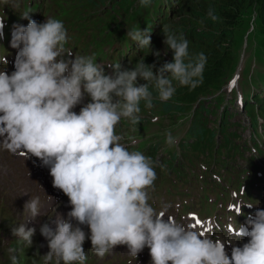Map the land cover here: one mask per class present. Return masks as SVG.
I'll return each mask as SVG.
<instances>
[{"label":"clouds","instance_id":"9594fccd","mask_svg":"<svg viewBox=\"0 0 264 264\" xmlns=\"http://www.w3.org/2000/svg\"><path fill=\"white\" fill-rule=\"evenodd\" d=\"M150 3L140 0L141 7ZM29 12L22 13V19L29 21L27 26L14 25L12 32L11 47L18 49L15 70L10 75L0 70V147L27 159L38 158L49 168L53 187L69 199L67 219L56 214L54 228L46 223L40 229L50 249L41 257L43 264H85L86 238L99 258L123 245L132 257L147 247L151 264H264V209L248 216L247 226L229 227L238 240L248 237L242 247L209 238L191 224L178 222L167 215V205L157 209L150 203L159 162L140 150H130L116 131L122 119L132 125L140 122L141 102L151 109L154 99L170 100L176 91L173 81L196 88L206 56L199 53L190 58L184 34L164 25V43L174 54L173 62L164 63L158 74L153 71L155 65H147L143 58L131 69H122L118 62L108 64L114 74L106 75L94 53L71 58L61 20L46 18L38 23ZM207 15L213 21L218 19L212 9ZM150 33L149 28L134 29L127 37L140 49H151ZM155 55L159 57L160 52ZM3 62L7 64L6 57ZM85 94L90 102L79 113L73 111L83 103ZM176 142L168 131L166 143ZM135 143L132 139L131 144ZM245 206L254 205L235 206L237 216ZM23 215L30 218L14 226L12 234L32 246L36 230L27 223L40 215L39 197L25 203ZM79 225L90 229V237ZM226 245L231 246V256ZM10 252L11 264H21L17 249Z\"/></svg>","mask_w":264,"mask_h":264},{"label":"rangeland","instance_id":"374dc122","mask_svg":"<svg viewBox=\"0 0 264 264\" xmlns=\"http://www.w3.org/2000/svg\"><path fill=\"white\" fill-rule=\"evenodd\" d=\"M21 1V0H0V13L5 12L7 15L10 13V9L12 13L19 12L15 8L17 6H11L14 2ZM64 4L67 6L74 5V4H84L88 2H94L96 8H99V4L103 2H108V0H63ZM139 0H136L135 3H138ZM258 1L252 0V4L248 6L246 11L244 12L241 23L239 26V36H237V41H235L233 45V51L236 53L237 56V69L233 76L230 78V83L225 86L224 88V96H225V103L229 107L231 111V118L230 122L232 124L236 123H244V126L246 127V130L249 131L250 129V123L248 122L246 118V112L245 109H241L239 105H237V101L239 99L244 98L245 101L252 100V95L255 92L263 93L264 94V88H257L256 82H260L262 78V73H264V39L263 36L259 32V23H261L262 19L258 15ZM184 3V2H183ZM188 3V0L184 3ZM152 4V2L150 3ZM184 11V10H183ZM182 9L179 13H176L172 21L170 22L169 27H173V29H182L183 26L187 23V20L189 19V16L185 13H183ZM20 13V12H19ZM184 20V21H183ZM181 26V27H180ZM179 31V30H178ZM80 38L82 39L83 36L80 35ZM164 37H161L159 41L155 44V46L152 48V51L149 54L150 60L145 62L147 65H155V68L153 69L155 74H158V70L161 66H163L164 63L170 60L169 56V48L164 43ZM159 51L160 56L157 57L155 55V52ZM139 84H144L146 81L138 80ZM174 87L176 90L179 89V91L182 93L184 89L187 87L185 86H179L174 84ZM257 90V91H254ZM262 94V95H263ZM157 104H162V109L157 108L154 109L153 116L141 118L140 122L136 125H132L131 127H127L125 119H122L123 124L126 126L125 129L117 131L118 134H121L125 139L124 143H127V140H139L142 141L141 145L138 146H132L129 149L130 150H140L142 152L143 148H145L147 145H151L154 143H144V138L146 136H152L154 138H159L161 135H166L168 131L171 133H177L180 128H175L178 123L184 124L188 121L187 119H183L185 117H181V115L172 117V113H166L163 115V111H166L164 104L172 103L171 100H168V102H161L160 100L154 101ZM155 105V104H154ZM152 109V108H151ZM165 109V110H163ZM144 110V109H143ZM143 112L141 110L140 115H142ZM213 118L215 120H213ZM220 116L216 115H209L208 116V124L211 126L217 125ZM164 120V121H163ZM217 121V122H216ZM243 125V124H242ZM175 128V129H174ZM182 128H185L183 126ZM239 127L236 125H231V129H238ZM173 129V130H172ZM241 129V128H239ZM159 161L162 160V155L159 154ZM20 173V174H19ZM14 174V175H12ZM10 176V177H9ZM21 176V177H20ZM15 177V178H14ZM15 179V180H14ZM6 180V181H4ZM9 181V182H7ZM22 182V183H21ZM31 180L26 179V169L24 166L19 167L10 175L2 176L0 178V212L5 210L8 206H10L12 200H13V192L16 190H25L27 189L30 184ZM21 186V187H20ZM163 184H160L159 187H162ZM230 183H229V185ZM9 188V189H8ZM11 189V190H10ZM13 189V190H12ZM11 192H8V191ZM166 201L169 202L168 199ZM63 207V203H60L57 207V211L53 212L51 214V218H55V215H59L60 209ZM1 217V216H0ZM53 228L55 227L54 224H50ZM11 225L8 224L5 227V231L10 229ZM5 239L3 237H0V255L3 253V247H4ZM85 254L87 255L86 263H89L92 261L99 260V257H97L94 253H92V245L91 240H85V243L83 245ZM20 249H22V252H20ZM17 251V255L21 257V264H43V261L41 260V257L45 256L49 251L48 247V241L45 237L42 235L40 236L38 242L32 246L24 245ZM37 252H39V256H37ZM91 261V262H92ZM90 262V263H91ZM92 262L91 264H93ZM89 263V264H90ZM52 264H55L53 261Z\"/></svg>","mask_w":264,"mask_h":264},{"label":"trees","instance_id":"16d2710c","mask_svg":"<svg viewBox=\"0 0 264 264\" xmlns=\"http://www.w3.org/2000/svg\"><path fill=\"white\" fill-rule=\"evenodd\" d=\"M186 1L169 0L173 16L165 25L171 26L170 22L176 13L180 12L181 9L184 10L183 13L189 16L185 26L176 30L173 27L170 28L177 34L183 33L189 41L190 58L203 53L207 58L206 64L200 84L194 89L187 87L182 93L179 89L176 90L170 99L172 103L164 104L167 110L163 111V115L169 112L172 113V117L181 115V117H185L183 119L190 116L192 127L190 136L198 138L200 141L206 137L212 140L218 133L223 135L227 121L230 119L228 116L229 109L225 108V112L221 116L219 129L213 131L208 130L204 115L217 114L224 107V88L230 83L229 80L237 69V56L233 51V45L237 41V36H239L241 18L248 6L252 4V0H188V3L184 4ZM256 1H258V15L262 19L259 23V32L264 39V0ZM121 3L122 7L125 6L126 9L130 4L128 0H121ZM100 5L104 6L105 2L100 3ZM209 9H212L218 17L216 21L208 17ZM200 21H203V23ZM168 50L170 60L167 62H173L174 54L170 49ZM173 84L179 85L176 81H173ZM256 87L264 88V75H262L259 83L256 82ZM153 95L155 97V92H153ZM253 100L256 103L246 105L245 111L248 110V113L254 118V113L258 110L261 116L264 117V98L261 97V94H256ZM154 101H158V99H154ZM154 104L152 109L145 108L142 110L143 114L140 117L153 116L155 115L154 109H162L163 103L157 104L154 102ZM182 125L178 123L175 128H180ZM200 130L201 132H199Z\"/></svg>","mask_w":264,"mask_h":264},{"label":"bare ground","instance_id":"6f19581e","mask_svg":"<svg viewBox=\"0 0 264 264\" xmlns=\"http://www.w3.org/2000/svg\"><path fill=\"white\" fill-rule=\"evenodd\" d=\"M179 13V12H178ZM262 75H264V73H262ZM220 96V95H219ZM220 98V97H219ZM218 98V99H219ZM217 104H218V102H217ZM220 119V118H219ZM213 120H215L214 118H213ZM226 121V120H225ZM217 122V121H216ZM199 132H201V130L199 131ZM198 139V138H197ZM199 140V139H198ZM20 174V173H19ZM10 175V174H9ZM12 175H14V174H12ZM6 177V176H5ZM10 177V176H9ZM21 177V176H20ZM15 178V177H14ZM15 180V179H14ZM4 181H6V180H4ZM7 182H9V181H7ZM22 183V182H21ZM21 187V186H20ZM9 189V188H8ZM11 190V189H10ZM8 191V192H11V191ZM13 190V189H12ZM262 200V205H263V207H264V199H261ZM261 206V205H260Z\"/></svg>","mask_w":264,"mask_h":264}]
</instances>
